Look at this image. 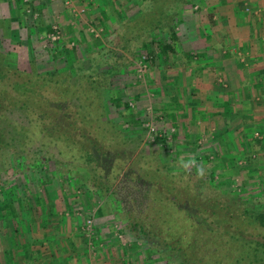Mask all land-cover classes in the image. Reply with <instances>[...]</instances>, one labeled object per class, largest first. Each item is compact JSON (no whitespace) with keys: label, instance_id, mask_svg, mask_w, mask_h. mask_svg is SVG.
Returning a JSON list of instances; mask_svg holds the SVG:
<instances>
[{"label":"rangeland","instance_id":"obj_1","mask_svg":"<svg viewBox=\"0 0 264 264\" xmlns=\"http://www.w3.org/2000/svg\"><path fill=\"white\" fill-rule=\"evenodd\" d=\"M190 1L187 5L173 6L176 2L169 3L170 0H46L47 10L41 12V21L36 24L35 14L30 6L27 8L26 0H0V39L2 52L7 58L6 68L0 69L8 70L2 83L10 90L11 84L18 87L20 99L26 95L32 96L34 101L39 98L53 100L56 97L53 90L59 84H54V76L50 74L54 71L62 73L64 70L58 69L69 59L66 54L52 59L48 49L52 44L60 46L69 42L75 48L76 56L90 57L99 66L106 59L116 63L117 68L111 79L105 76L101 85V108L96 109L97 112H88L89 118L97 124V131L105 134L104 143L111 149V154H118L122 173L113 172L99 181L89 179L87 173L92 163L86 164L85 159L77 158L75 145L55 144L54 139L48 144L47 138H41L38 127L33 124L30 128L19 129L24 136L22 143L19 142L20 150L15 149L6 134L0 144V164L3 167L0 173V204L10 201L11 206L0 208L1 242L3 233L9 236L13 222L17 221L24 231L33 229L31 235L26 232L25 236L22 235L25 244L41 238L42 232L45 240L51 241L56 236L62 237L64 232L73 233L83 251L80 253V264H166L163 259L150 254L147 246L128 229L130 220L139 217L147 227L159 226L163 234L165 230H169L168 233L174 231V235L184 242L187 237L184 227L199 225L196 222L193 224L194 221L186 216L190 208L187 211L176 209L188 208L184 200L175 204L171 202L173 194L185 191L184 186L191 185L187 186L191 193L196 187L203 193L208 190L207 184L211 181L215 185L221 183L227 190L244 197L259 196L255 188L257 178L250 176L255 171L241 157L243 151H251L242 139L236 140L235 144V136L220 145L215 137L218 127L210 124L213 120L194 117L198 121L180 125L173 117L170 119L181 110L189 112L191 108L186 101L199 93L194 92L191 96L187 90L193 83L190 82L189 73L194 70L189 66L192 68L195 63L188 59L184 68L179 65V69L174 68L171 56L166 61L162 58L158 42L170 41L176 51L180 50V46H187L189 51L194 52L188 54L199 56L196 46L200 48V45H204L201 37L206 31H229L224 26L225 16L222 12H234V17H240L246 13L244 3L251 5L250 0L236 1L232 6L229 3L231 0H192V5ZM12 16H17V21ZM167 24L178 32L176 39L169 37ZM197 31L198 38L193 42ZM146 41L151 43L149 49L154 52L152 57L146 56L144 48L140 47ZM214 47L218 48L219 45L215 44ZM6 50L9 52L6 53ZM111 51H117V59ZM30 59L34 62L30 63ZM176 75L180 84L170 81ZM71 77L60 74L58 79L70 82L69 86L73 87V83L77 85L79 81ZM81 84L91 93V86L96 85L94 79L85 78H82ZM118 101H127V107L118 104ZM198 104L194 105L201 104L198 110L207 108L203 99ZM213 128L215 133L211 134ZM159 133H164L165 140L156 138ZM43 141L48 149L47 154H43L46 159H41L37 150ZM209 152L212 156L207 160L205 154ZM9 156L13 161L9 160ZM190 156L195 157L197 164L204 169L203 177L197 175L194 167L193 171L181 175L177 173L174 178L167 175L164 166L181 168L178 161L187 160ZM37 159L41 160V167L36 166ZM131 163L134 165L130 166ZM254 163L261 167L257 173L264 174V153H260L258 162ZM101 164L98 167L101 166L99 169L103 170L104 165ZM135 166H139L142 176L135 175L138 172L132 169ZM129 176L138 179L133 180ZM120 178L130 181L120 182ZM143 178L160 181L154 187L158 190L150 188ZM112 187L116 189L115 193ZM20 194L24 198L20 199ZM27 203L30 209L25 208ZM26 210L32 211L33 220L27 217ZM165 211L166 216L163 214ZM193 217L204 219L202 214ZM86 219H91L89 229L86 228ZM208 221V218L205 219L210 227ZM195 227L199 233L203 231L202 227ZM260 230L256 226H248L243 234L246 239L260 238ZM216 238L217 246L220 243L225 246L226 241H233L228 235ZM245 249H248L247 246L240 247V250ZM229 253L235 256L237 251L231 250ZM230 256L220 254L219 259L225 264ZM260 263L264 264V261Z\"/></svg>","mask_w":264,"mask_h":264},{"label":"trees","instance_id":"obj_2","mask_svg":"<svg viewBox=\"0 0 264 264\" xmlns=\"http://www.w3.org/2000/svg\"><path fill=\"white\" fill-rule=\"evenodd\" d=\"M170 1L169 3L176 2L172 4L173 6H183L188 3V0ZM236 1L237 0H232V2ZM46 3V0H26L25 4L27 8L30 6L31 12L35 14L34 19H36V24L41 21V12H43L44 9L47 10ZM190 3L192 5L193 1L191 0ZM12 17L13 20L16 18L17 21V16ZM170 25H166L169 27V37L171 39H176L178 32ZM155 27L158 26L155 25ZM46 40L50 42V39L47 37ZM150 44L151 43L146 41L143 42L140 47L144 48L146 56L152 57L154 52L151 48L149 49ZM158 44L160 46V54L165 61L169 56L173 54L176 55V50L170 41L166 43L158 42ZM2 46L0 39L1 69L6 68L5 63L7 62L6 54L4 55L2 52ZM48 49L52 59L60 57L63 54H66V58L69 59L67 64L58 69L64 70L62 73L54 71L50 74L54 76V84H59L54 87L53 91L56 97L53 100L39 98L34 101L32 96L29 95H26L24 99H20L18 92L19 88L14 84H11V90L5 88V83H2V79L4 74L8 75V70L2 71L0 69V144L3 143L7 134L9 141L13 142L15 149L20 150L21 144H19V142L22 143L21 139L24 138V136L22 135L23 132L21 130L20 132L19 129L30 128L31 124H33L32 126L38 127L41 138H47V143L54 139L53 143L61 142L68 145H75L77 158L80 157V159H85L87 162L86 164L92 163L87 173L89 179L99 181L102 180V178H108L109 174L113 172L122 174L120 173L121 160L118 154H111V149L104 143L106 138L104 136L105 134L97 131L98 128H95L97 124L92 118H89L90 113L88 112L89 110L93 112L101 108V103L99 102L103 88L101 85H103V81L106 79L105 76H109L111 79L112 74L117 68L115 65L116 63L110 61V59H106L102 62L103 64L101 63L102 66H99V64H94L90 57L76 56L75 48L69 42L66 44L62 43L60 46L52 44ZM8 52L9 51L6 50V53ZM111 54L115 59L118 58L117 51ZM29 62L33 63L34 60L30 59ZM20 73L21 72H19V74ZM60 74L72 76V79L76 78L79 82H77V85L73 83V87H71L69 86L70 82L58 79ZM98 76L100 78H97ZM5 77L7 78V76ZM82 78L91 81L94 79L96 85L91 86L93 89L92 93L85 89L86 87L83 88L81 84ZM30 88L29 86V89ZM120 103H122L124 107H127V101H118V104ZM252 123L250 127L247 126L243 129V133L240 136L242 141L251 148V151H243L241 157L244 159V163L250 165L251 169L255 171L250 176H255L257 178L258 183L255 188L259 191V196L253 197L247 195L244 197L239 193L231 192L229 189L227 190L221 183L215 185L211 181H208V190L203 193L199 192L197 187L194 188L193 193H191L192 191L188 190L191 185L184 186L183 189L185 191H183V193L178 191L173 194L171 202L175 204L177 201L181 202V199L184 200L183 202L186 203L188 208L177 207L176 209L187 211V209L190 208V212H186V216L194 221V223L192 222L193 224H199L187 225L186 228L182 226L185 230V236L188 237V239L186 237L184 242H181L178 236L174 235V231L168 233L169 230H165L167 235L166 233H162L163 229L159 226L147 227L148 225L146 226L144 221L140 220L139 217L128 222V229L135 234L136 238L140 239L143 244L147 246V250L150 254L153 253V255L163 259L166 264H222V259H219L220 254L221 256L231 255L225 264H262L260 262L264 261V174L260 172L257 173L261 167L254 162H258L259 154L264 153V117L254 120ZM98 127H100V125ZM77 130H81V132ZM156 138L163 141L166 137L164 133H162L161 135L157 134ZM218 141L220 145L225 143L221 136ZM44 144L43 141L37 146L38 153L41 154V159H46V156L43 154L48 150ZM1 149L2 147L0 146V151ZM210 152L205 154L207 160H209ZM1 156L0 154V159H2ZM12 159L13 158L9 156V160ZM98 163L102 166L104 165L103 170L102 168L99 169L101 166L98 167ZM41 165V160L37 159L36 166L41 167ZM132 165L134 164L131 163L130 166ZM2 168L0 164V173L3 170ZM132 169L138 171L135 175H141L139 166H135V168L132 167ZM181 169L183 168L172 169L171 167L164 166V170L171 178L176 177L177 173L181 175L186 174L188 171H193L192 168L188 171ZM131 177L133 176H129L128 178ZM128 178H120V182L126 183V180L130 181ZM137 179L138 177H133V180ZM144 180L150 188L155 190H158V188H154L155 185L161 183L156 179ZM139 182L141 181L139 180ZM112 186L114 187L113 183ZM113 187L112 191L115 193L116 189ZM22 198H24V195L20 194V199ZM133 201V203H136L135 200ZM191 203L194 205H190ZM10 206V201L0 204V208H8ZM23 206L24 204L21 205V207ZM30 207L28 203L25 205L26 209H30ZM192 209H195V211ZM27 212V217L33 220L34 214L31 213L32 211ZM163 214L164 216L168 215L166 211ZM201 214L204 218L202 220H199L198 217H193V215L197 216ZM207 218L209 219L207 224H211L210 227L205 223V219L207 220ZM163 220L166 222L169 221V219ZM195 226L202 227L201 229H203V231L199 233V229ZM248 226H256L262 229L260 230L262 233H259L261 237H250L246 239L243 232ZM204 232L205 235H202ZM219 235H228L233 241H226L228 243H226L227 245L225 246L223 243L217 246L216 236ZM242 246H247L248 249L240 250ZM231 250L237 251V254L233 256L229 253ZM221 251L223 252L220 253ZM163 254H165L166 257Z\"/></svg>","mask_w":264,"mask_h":264},{"label":"crops","instance_id":"obj_3","mask_svg":"<svg viewBox=\"0 0 264 264\" xmlns=\"http://www.w3.org/2000/svg\"><path fill=\"white\" fill-rule=\"evenodd\" d=\"M250 1L251 5L247 2L242 5L246 13L240 17H234V12L231 13L232 15L229 11L221 13L225 16H222L224 26L229 31L227 33L223 29L218 30L220 33L206 31L201 37L204 45H200V48L196 46L199 56L188 54L194 52L189 51L190 48L187 46H180L176 55L171 56L173 61L171 65L174 68L179 69V66L184 68L188 59L195 63L194 67L189 66V69L194 70L189 73L190 82L195 84L192 83L187 90L191 96L194 92L199 93L195 94V98L186 101L191 108L189 112L181 110L170 119L173 117V120L180 125L198 121L196 117H201L203 120L211 119L213 121L210 124L218 127L216 139L221 136L225 143L236 136V144V140L241 139L245 127H250L252 121L264 117V0ZM229 3L232 6L236 2ZM233 8L231 9L234 10ZM213 22L215 23L216 20ZM198 35L197 31L193 42L197 40ZM215 44L219 47L215 48ZM199 69L203 72L200 73ZM170 81L180 84L178 75L172 77ZM200 91H203V94ZM202 99L207 103V108L198 110L201 108ZM195 104L199 106L194 107ZM212 130L211 134H214L215 129ZM238 146L237 148L241 149ZM241 160L238 162L241 163ZM16 222H13L14 227L9 236L3 233V241H0V264H80L82 262L80 253L83 251L70 231L62 233L60 238L56 236L52 241L45 240V234L42 232L40 236L43 240L39 237L25 244L22 242V235L26 231ZM28 231L26 233L31 235L33 229Z\"/></svg>","mask_w":264,"mask_h":264},{"label":"clouds","instance_id":"obj_4","mask_svg":"<svg viewBox=\"0 0 264 264\" xmlns=\"http://www.w3.org/2000/svg\"><path fill=\"white\" fill-rule=\"evenodd\" d=\"M178 163L185 171H188L194 167L198 176L203 177L205 175L204 169L197 164L195 157L193 156H190L187 160L181 159L178 161Z\"/></svg>","mask_w":264,"mask_h":264},{"label":"built area","instance_id":"obj_5","mask_svg":"<svg viewBox=\"0 0 264 264\" xmlns=\"http://www.w3.org/2000/svg\"><path fill=\"white\" fill-rule=\"evenodd\" d=\"M257 134V133H256ZM160 135V133H159ZM91 223V219H86V228L89 229ZM89 234V233H88Z\"/></svg>","mask_w":264,"mask_h":264}]
</instances>
